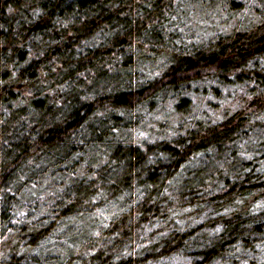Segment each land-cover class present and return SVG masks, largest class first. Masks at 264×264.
Here are the masks:
<instances>
[{"label": "trees", "instance_id": "1", "mask_svg": "<svg viewBox=\"0 0 264 264\" xmlns=\"http://www.w3.org/2000/svg\"><path fill=\"white\" fill-rule=\"evenodd\" d=\"M0 264H264V0H0Z\"/></svg>", "mask_w": 264, "mask_h": 264}, {"label": "rangeland", "instance_id": "2", "mask_svg": "<svg viewBox=\"0 0 264 264\" xmlns=\"http://www.w3.org/2000/svg\"><path fill=\"white\" fill-rule=\"evenodd\" d=\"M221 10L223 12L216 11V22L218 21L226 22L227 21V23H233L227 18L225 13H228L235 17V15L238 14L237 11L235 9H229V7L224 6V5L221 6ZM244 20L246 22L248 21L247 19H244ZM227 23L223 25V27H226ZM193 30L196 31L198 34L202 32L205 33L206 31L204 30V27L199 24L194 25ZM228 33H230V30L226 31L224 35ZM214 89H216V86L215 88H211L209 84H203V83L192 84L189 87L188 91L185 93V96L188 99V103H189L188 108L185 109L186 110L185 112L187 113L188 118H192V119L203 118L201 114H204V115L206 114V118H210L207 114V113H210L211 116H214L216 117V119L220 120L221 116L218 117L219 114L215 112L217 111V108L219 106L222 107V109L224 110L226 109L233 110V109H228L229 107L232 106L231 100H228V99H231V97L227 98V96L224 95L221 88L218 89L221 92L218 91L217 93L213 94L212 92L215 91ZM135 112H137L138 114L137 118H144V119L140 121V119H137L134 116L126 115L127 117H130V118H125L127 123L132 127L135 126V128L131 129V131L128 134H126V132L129 130L125 131L124 133L120 135L119 138L116 137L117 140L126 138L131 141L133 140L135 144L137 142H139V144H142L143 142H145L143 140H146L148 142L149 140H152V139L155 140L156 134L155 135L153 134L156 129L162 128L163 130L167 129V131H171L172 129L175 128L176 125L179 126L178 122L180 120V116L178 115V112L175 111L174 104L172 102L168 103L164 101V102H161V104L158 105L157 107L147 106L146 109L143 106L137 109ZM141 113H145L144 117L142 116ZM213 119L216 120L215 118ZM141 137H144V138L142 139ZM158 137H163V136L160 135ZM79 229H81V232L84 231V226Z\"/></svg>", "mask_w": 264, "mask_h": 264}]
</instances>
